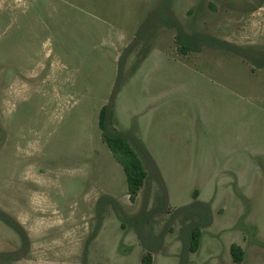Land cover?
Returning <instances> with one entry per match:
<instances>
[{
  "label": "rangeland",
  "instance_id": "rangeland-1",
  "mask_svg": "<svg viewBox=\"0 0 264 264\" xmlns=\"http://www.w3.org/2000/svg\"><path fill=\"white\" fill-rule=\"evenodd\" d=\"M104 106L145 169L134 201ZM146 255L264 264V0H0V264Z\"/></svg>",
  "mask_w": 264,
  "mask_h": 264
},
{
  "label": "trees",
  "instance_id": "trees-1",
  "mask_svg": "<svg viewBox=\"0 0 264 264\" xmlns=\"http://www.w3.org/2000/svg\"><path fill=\"white\" fill-rule=\"evenodd\" d=\"M200 40H204L203 37L193 36L185 39L180 33V30L178 31L176 37V42L179 45V51L182 55H185L190 51H197L198 49L196 48V45ZM98 118V127L101 130V139L113 155L114 159L121 165L125 175L128 196L131 201H134L146 179L143 164L128 139L120 135L115 130L113 114L111 109H109V106L101 108ZM8 220L9 221L5 220V223L10 228L15 229L18 227V225L14 224L10 219ZM199 238L200 229L198 227H193L189 235L188 248L190 252H195L198 249ZM230 251L234 261L240 262L242 256L240 249L237 246L232 245ZM142 264H150L149 255H146L143 258Z\"/></svg>",
  "mask_w": 264,
  "mask_h": 264
}]
</instances>
